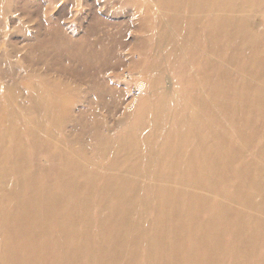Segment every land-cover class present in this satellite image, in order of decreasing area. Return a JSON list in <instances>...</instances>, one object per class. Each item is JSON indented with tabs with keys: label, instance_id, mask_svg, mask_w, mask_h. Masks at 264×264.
<instances>
[{
	"label": "rangeland",
	"instance_id": "rangeland-1",
	"mask_svg": "<svg viewBox=\"0 0 264 264\" xmlns=\"http://www.w3.org/2000/svg\"><path fill=\"white\" fill-rule=\"evenodd\" d=\"M27 1L0 0V77L7 76L2 69L9 61L18 69V77L0 78V109L10 108L3 97L9 92L16 96L11 105L19 114L0 112V188L13 193L16 182L9 162L12 141L3 140L12 133L3 125L4 115L15 131L21 129L19 118L26 124L30 115L37 114L31 96L40 91L58 96L54 108L66 110L45 121L44 135L55 148L29 146V171L41 181L32 191L36 201L21 199L26 221L14 210L13 201L0 208V264H264V102L260 98L264 0H54L50 4L45 0L43 12L38 10L32 17L23 12ZM52 39V46L30 48ZM43 51L53 53L48 69L29 61H46ZM37 84L39 89H33ZM136 87L143 93L132 97ZM157 95L165 102L169 96L178 101L182 116L187 117L182 130L188 129L187 138H194L195 145L202 119L214 124V118L221 117L230 125L223 131L231 132L233 143L225 141L223 147L233 146L241 153L228 160L233 164L228 165L226 176L218 177L213 167L186 161L190 146L178 143L180 138L168 135L167 129L154 130L147 118L133 124ZM172 105L176 107L173 101ZM147 138L155 139L159 151L163 147L161 158L151 148L146 153ZM124 139L131 144L123 151ZM246 163H255L259 176L257 167L250 166L246 180L250 186L241 188L238 169ZM135 165L141 169L136 178L143 183H127L132 188L123 193L129 220L120 205L104 210L97 197L87 194L90 211L80 229L87 230L90 242L73 245L68 241L73 233L69 226L63 229L64 238L55 234L60 218L66 216L54 207H47L46 213L47 200L59 207L85 203L83 194L69 189L63 201H55L53 196L65 183L113 189L114 177L121 171L134 176L129 169ZM6 168L11 170V181ZM146 169L151 172L148 197L141 193V185L147 183ZM194 177L199 182L192 181ZM194 188L198 191L193 193ZM184 202H196L195 211L176 214L180 207L174 204ZM32 218L39 221L38 237L23 241L24 258L17 240H9V225L22 219L16 237L27 238L35 234ZM241 231L249 239L254 235V242L234 240ZM205 233L214 240L209 242ZM238 244L246 256L235 260L232 255H237Z\"/></svg>",
	"mask_w": 264,
	"mask_h": 264
},
{
	"label": "bare ground",
	"instance_id": "bare-ground-1",
	"mask_svg": "<svg viewBox=\"0 0 264 264\" xmlns=\"http://www.w3.org/2000/svg\"><path fill=\"white\" fill-rule=\"evenodd\" d=\"M51 1H54V0H49L48 1L49 4ZM172 1H177V0H172ZM45 3H46L45 0H36L35 2L33 0H29L24 5L23 12L27 13V15L29 17H32V15L38 10H39V12L42 10V12H43V10H44L43 5ZM8 9H7V11H8ZM226 35H227V33H225V35H224L225 38H226ZM39 45L40 46L32 44V45H30V48L33 50V49H38V48L41 49L45 45L46 46H52L53 45V39L42 41ZM258 45H259V42H257L256 46H258ZM42 54L47 58L46 61H45V59H41L39 61V59L29 58L31 65L39 64V65H42L43 68H45V66L46 67L49 66V65H47V63H49L48 58L50 59V57L53 53L52 52L50 53L48 51H43ZM26 58L27 57H25V59ZM10 62L11 61L8 62L9 64H6L7 65L6 67H3V69H2L3 73L5 75L7 74V76L13 75L15 77H18V74H17L18 69H17L16 65H14V63H10ZM47 69H48V67H47ZM225 73L226 72H222L223 75ZM7 76H1L0 78L2 81H6L5 79L7 78ZM207 77L210 78L209 76H207ZM208 81H212V79L210 78V80H208ZM142 86L143 85H141V87ZM32 87L35 90L39 89L38 84L36 86H32ZM3 97L9 102L10 108L0 109V112L2 113V115L4 114V112H8L9 114L19 116L18 111L14 107H12V105H11V103L15 100L16 96L10 95L9 92H5ZM57 97L58 96H56L55 94H52V96H50V94H47L46 92H43V91H40L36 95L34 93H32L31 98L34 102V106H32V107H33V109L36 110L37 114L34 116L30 115V118L29 117L27 118L30 121H26V124L23 121V119L19 118V120L21 122V124H20L21 129L17 128L18 130H16V131L13 129L14 128L13 122L8 120L6 118V116L4 115L3 125L6 126V128H8V129L10 128L12 133L10 135H8V137H3V140L6 139L5 141L8 142V140L10 138L12 141V149L13 150H12V157H11V159H9V162L11 160L10 163H12V165H14L13 166L14 167L13 168V170H14L13 175L16 178V182L14 185L15 191L13 193L10 192L7 188L6 189L0 188V208L2 207V205L4 206L5 204H7V202L13 201L14 207H15L14 210L16 209L17 214H19L20 216L23 215L24 218H25V214H23L20 211V208L26 204L23 203L21 201V199L26 198V199H28L27 202H29L31 199L36 201L37 196H35L33 194V192L36 190L37 183H39L41 181V178L38 176L37 173H31L29 171V168H28L29 167L28 163L30 162L29 161V159H30L29 146L31 145V147H34V149H36L40 146L55 148L53 145V141L49 137L44 135V133L47 130L45 121L48 119V117H53L57 113L65 114L66 109L65 110H63V109H60V110L57 109L56 110V108H54V106L56 105L55 102L57 100ZM161 98H162V95H157L155 98L152 99L151 105H150V102H148V105L144 106L142 108V112L140 113V115L135 120H133V124L134 123L138 124L139 121L143 122L147 118L149 121V123L147 122V124L150 125V123H152L154 130H157L159 128L167 129L166 133L168 135L174 134V136L176 138H180V142H178V143H180L182 145H189L190 146V148H188L189 152H185V158L184 159L186 161H191V162L195 161V163H202L201 167H207V169L210 167H213L219 173V175H217L218 177H221L223 175L226 176V174L228 173L227 172L228 165L231 164V166H232V164H233V163H228V162H231L228 160H230V159L234 160L235 157H237L236 153L237 154L241 153V150L239 148L233 147L232 145H231L232 147H230V148H225V147H229V146L223 147L225 141H229V143L232 142L231 132L230 131H228V132L223 131L224 130L223 127H225V129L226 128L229 129L230 125H228L227 122H224L221 119V117H218L219 120L214 118V124H213V121H211V122L209 120L206 121V119H204V121H203V119H202V123L198 127V131H197V134H199V136L197 138L198 144L195 145L194 138L191 140H189V138H187L188 129L187 130L184 129V131L182 130V123L185 122L184 119L186 120L187 117H185L184 115L182 116L183 112H181L180 108L178 107V104H177L178 101L177 100L174 101L171 96L168 97L167 102L163 101ZM260 98H261V101L264 102V90H263ZM225 100H226V98H224V101ZM172 101L175 102L176 107L172 105ZM201 111L202 112L207 111L209 113V116H211V113L209 110H204L202 108ZM230 113H231V111H230ZM210 118H212V117H210ZM193 119L194 118L192 117L191 120H193ZM22 126L24 127V129H22ZM194 126H195V124H194ZM203 129L211 130V132L209 134H205L206 132H203L204 131ZM217 130H220V131H217ZM23 131L26 132L27 134L25 135V133H23ZM13 133H14V136L12 135ZM154 134H157V133H154ZM26 137H29L28 138L29 140L26 139ZM163 140H164L163 143L166 144L167 142H165V138ZM129 141H130V139L122 140L121 144L122 143L123 144L127 143V144H124V146H121L120 150L124 151L125 145L131 144V143H129ZM155 143H156L155 139L153 141L150 140L149 138H147L145 140V146L147 147L146 153H148V151L150 152L149 148H151L152 152L154 154L158 155V159H159V157L161 158L160 152L163 149V147L160 146V147H162V149L159 151L158 148H155L156 147V146H154ZM156 144H158V143H156ZM149 146H152V147H149ZM107 148H109V147H107ZM165 150L167 151V153H172V151H173L172 149H170V151L167 149H165ZM106 153H109V152L106 151L105 154ZM64 159H65V161H68V159H66V158H64ZM197 160H198V162H197ZM69 161L71 163H73L74 165H78V166L81 164L78 162L74 163V160L72 161L71 159H69ZM112 161L117 163L119 160L117 161V159H113ZM117 164L120 166L125 165V163H117ZM254 164L255 163H246V165H244L243 167L241 166L238 169V172H239V174L241 176V180H242L241 185H240L241 188H247L250 186V184L246 181L249 178L248 174L251 172L250 166L253 165V166L257 167V175L259 176V170H258L259 167L256 164L255 165ZM131 167L132 168L129 169V171L135 172V175L132 177H129L126 175V172H122V171L119 172L117 174L118 176L114 177L115 187L113 189L109 188V187H107L106 189L99 188V187H93L92 186L93 184L91 185L89 183L90 185H88V184H85V182L80 183V184L65 183V185L62 186L63 190H61L60 192H57L53 196L54 200L55 201H58V200L63 201L65 199V196L67 194L68 189L70 190L71 193H76L79 195L83 194V200L84 201H85L86 195L90 194V195H93V197H97L99 199L100 206L104 210L105 209L110 210L116 206L118 208L120 205L122 207L123 213L126 215L125 219L129 220L130 219L129 215H128L129 212L125 210V205L122 203V201L126 198L123 193H126V192L128 193L130 191V189L132 188V186L127 185V183L132 185L136 181L142 182L141 178H136L137 174H138V177L140 175V173L138 172L141 170L139 168V166L135 165V166H131ZM196 167H197V169H195V170H197V172H198V170L200 169V165L196 166ZM87 170L88 169L85 168V173L88 172ZM170 170H175V169L170 168ZM6 173H7V179L9 177V181H11V178H12L11 170L7 169ZM146 173L147 174L145 175L144 179H147V181H146L147 183L141 185V187H142L141 193L144 197H148L147 191L150 189V187H149L150 182L148 181L149 177L147 176V175H150V173H151L150 169H146ZM94 174H97V172H94ZM199 179H200L199 177H194V179L192 181L199 182ZM252 184H255V183L253 182ZM87 186H91V188L88 189ZM194 191L197 192L198 190L194 188L192 190V192L194 193ZM73 195H75V194H73ZM47 202L48 203L44 206L46 213L50 212L47 209V207H54L56 212L61 211L62 212L61 214L66 216V219H63V217H62L59 220V226H58V229L55 233V234H57V236H59L60 238H64L65 234L63 233L64 232L63 229H65L64 228L65 226L66 227L69 226V228H71L73 230V233L70 236L71 237L70 239L68 237V239H69L68 241H71V243L73 245L76 243L77 246H80L81 244L85 245L86 242L87 243L90 242L87 230L80 229V224L85 221L84 219H85V215L87 214V211L88 210L90 211V209H89L90 206H89V204L87 205L86 201H85V203L80 202L79 206H77L75 204H72V205L67 204V206H60V207L56 206L55 203H51L48 200H47ZM168 202L170 203V201H168ZM195 204H196V202L192 203V204L186 203V202H184L183 204L182 203L174 204L175 207H178V206L180 207V208H176L175 213L180 214V215H188L191 212L195 211V209H196ZM37 205L42 207V198L37 199ZM169 205L170 204H168V206ZM56 208H58V209H56ZM137 210H138V208H137ZM34 211L35 210H33V212ZM167 213H174V212L169 211ZM247 215H249V214H247ZM20 216H18V217H20ZM168 216H169V214H168ZM249 216L251 219L252 215H249ZM25 221H26V218H25ZM22 222H23L22 219H18L16 221H14L11 225H9L10 226L9 229H10L11 233L9 234L8 237H9V240H13V239L17 240V243H15V244H18V246H19L17 248L20 251L21 257L25 258L27 255V249H26V246H25L23 241L28 240V239L35 241V239L38 237V235L36 234L38 231H36L35 227H37L39 225V221L34 222V220L32 218L33 229L31 231H34L35 234L32 233L30 237L23 238V239L21 237H16V231L18 229V226L22 227V225H23ZM251 222L253 225L256 224V222L254 223L253 220H251ZM127 223L130 224L129 221H127ZM242 223L243 222H241V224ZM84 226H86V225H84ZM255 229H257V228H255ZM257 232L259 233V235H261L260 230H257ZM204 235L206 237H208L207 240L209 242H212V240H214V238L212 236H210V233H205ZM250 235H252V234H250ZM66 236H68V235H66ZM184 237H185V235H184ZM253 237H254V235L249 239V237L245 236L244 232L241 231L240 235L235 237L234 240H238L239 238L240 239L244 238L247 241L250 240V242L253 243L254 242ZM55 240H57V238ZM200 240L202 241V239H200ZM207 240H205V241H207ZM79 241H80V243H78ZM208 241H207L206 245L213 247L212 245L214 243L210 244ZM236 249L238 251L237 255H236V253H235V255H232L234 257V259L235 260L238 258L244 259V257L246 256V252L242 251L243 248L241 249V245H239V244L235 245V250ZM239 250H241V251H239ZM79 251H81V250L79 249ZM252 252H253V255L256 253V251H254V250ZM78 254L79 255L76 258H79V256L81 255V253H78ZM195 254L198 256L197 252H195ZM200 260H202V259H200Z\"/></svg>",
	"mask_w": 264,
	"mask_h": 264
},
{
	"label": "built area",
	"instance_id": "built-area-1",
	"mask_svg": "<svg viewBox=\"0 0 264 264\" xmlns=\"http://www.w3.org/2000/svg\"><path fill=\"white\" fill-rule=\"evenodd\" d=\"M134 89L135 91L133 92L132 97H139L143 93V90L140 87H136Z\"/></svg>",
	"mask_w": 264,
	"mask_h": 264
}]
</instances>
